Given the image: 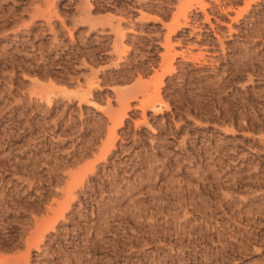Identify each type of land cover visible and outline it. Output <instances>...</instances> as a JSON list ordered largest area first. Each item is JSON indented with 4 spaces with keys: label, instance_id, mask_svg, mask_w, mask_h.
<instances>
[{
    "label": "rangeland",
    "instance_id": "1",
    "mask_svg": "<svg viewBox=\"0 0 264 264\" xmlns=\"http://www.w3.org/2000/svg\"><path fill=\"white\" fill-rule=\"evenodd\" d=\"M187 1L0 0L3 264H264V0H206L204 11L194 2L190 25L171 39L174 70L162 73L172 57H162L166 28L140 17L171 23ZM88 10L128 17L121 24L135 31L120 58L112 33L58 58L50 27L70 45L66 27L81 40ZM35 65L39 75L22 69ZM160 81L161 108L141 109ZM109 108L126 115L113 151L98 161ZM92 162L63 216L54 213L69 173ZM45 217L57 221L39 228V249L28 251Z\"/></svg>",
    "mask_w": 264,
    "mask_h": 264
},
{
    "label": "bare ground",
    "instance_id": "2",
    "mask_svg": "<svg viewBox=\"0 0 264 264\" xmlns=\"http://www.w3.org/2000/svg\"><path fill=\"white\" fill-rule=\"evenodd\" d=\"M187 2H189V4H187V6L185 5L182 9H181V12L180 13H178L177 14V16L175 17V19L174 20H172V22L171 23H167V24H165V22L163 21V16H159V15H155V16H148V15H142L140 18H144V19H147V20H151L152 22H159V23H161V25L162 26H164L165 28H166V32L164 33V40H163V42H162V45L164 46V49H165V51H164V53H162V57L163 58H167L168 56H172V57H170V59H169V62L167 63V65L164 67V68H162L161 70L163 71L162 73H166V72H171L172 73V71L174 70V66H173V62H171L172 60H174V58H175V54H178V52L176 53H173V54H171V49H173V48H175V47H173V43H172V37H173V34H175L176 32H177V30H179V29H181V28H183V27H186V26H189L190 25V19L188 18L189 17V15H187V9H188V7L189 6H191L194 2H196L197 4L196 5H198V7L202 10V11H204L205 10V8H206V6L207 5H209V3H207V1L206 0H188ZM195 4V3H194ZM230 5V4H229ZM192 7V6H191ZM88 8H90V6H88ZM87 8V9H88ZM228 8V7H227ZM228 10V9H227ZM86 11V10H85ZM230 11V10H229ZM91 12H90V10H88L85 14L86 15H84V17H82V18H80L79 19V21L78 22H80V23H85V24H88L87 26H88V29L85 31V33L84 34H82L81 33V31H79L83 36H82V39L81 40H75V37H74V33H73V31L70 29V27L68 28V27H66V30H67V32L69 33L68 34V36L70 37V41H71V44L70 45H68V43H62L61 41H59V40H57V33H56V30H55V27L53 28L52 26L50 27V29H51V31L53 32V34H54V42L53 43H55L53 46H51L53 49L55 48V52L57 53V55H58V58H61V55L62 54H65V53H71L70 54V56L72 57V56H76L75 54H77V52L79 51V52H81L80 50H78L79 48H81L82 46H87V45H93V44H95V43H97V44H101V45H103L105 42H103L106 38H110V35H111V33L113 34V36H112V39H111V42H112V45H113V51L116 53V55L117 56H115V57H117V58H120L121 56H120V54H119V52H122V51H125L124 50V48H125V43H123V41H124V39H125V37L127 36V31H129V32H134L135 31V28L133 27V26H129V27H123L122 26V24H121V21L122 20H124L125 18H127L128 19V17L126 16H124V15H119V16H111V17H107V18H100V17H91L90 15L92 14H90ZM129 16V15H128ZM132 16V15H131ZM130 16V17H131ZM129 17V18H130ZM193 17V16H192ZM60 18V17H59ZM77 19V18H76ZM144 19H143V21H144ZM46 21V20H45ZM77 21V20H76ZM48 23H49V21H48ZM62 23H63V21H62ZM47 24V23H46ZM63 25H64V23H63ZM130 25V24H129ZM65 26V25H64ZM154 26H155V24H154ZM65 28V27H64ZM99 28V29H98ZM127 28V29H126ZM61 29V28H60ZM42 30V29H41ZM59 30V29H58ZM96 31L97 30V35H95L94 36V38H93V36L90 34L92 31ZM50 31V32H51ZM154 35V34H153ZM157 35V34H156ZM92 36V37H91ZM52 38H53V36H52ZM56 40V41H55ZM107 40V39H106ZM110 40V39H109ZM52 41V40H51ZM108 41V40H107ZM178 41V40H177ZM107 43V42H106ZM38 44V43H37ZM52 44V43H51ZM62 44L64 45L63 47H67V49H69L70 47H71V49H73V51H71L70 50V52L69 51H65V52H62L63 51V49H66V48H63L62 47ZM77 46H76V45ZM111 44V43H110ZM75 45V46H74ZM100 45V46H101ZM39 46V45H38ZM99 46V47H100ZM37 47V46H36ZM63 48V49H61L60 51L61 52H58V49L59 48ZM40 49V52L43 50H41V46L39 47ZM52 48H50V49H52ZM91 48H93V46L91 47ZM49 49V50H50ZM36 50V49H35ZM92 50V49H91ZM90 50V51H91ZM104 50V49H103ZM87 51V50H86ZM93 51V50H92ZM112 51V53H114ZM87 52H89V51H87ZM111 52V51H110ZM93 53V52H92ZM180 53V52H179ZM88 54V53H87ZM181 54V53H180ZM12 55V54H11ZM22 55V54H21ZM26 55V54H25ZM57 55H56V58H57ZM63 56V55H62ZM182 56H184V53L182 54ZM189 56V55H188ZM191 56V55H190ZM26 57V56H25ZM66 57H68V56H66ZM192 57V56H191ZM24 58V57H23ZM41 58V57H40ZM50 58H52V57H50ZM54 58V57H53ZM184 58H185V56H184ZM190 58V57H189ZM196 58H198V57H196ZM195 58V59H196ZM12 59V58H11ZM17 59V58H16ZM33 59V58H32ZM187 59H188V57H187ZM8 60V59H7ZM38 60V59H37ZM40 60V59H39ZM43 60V59H42ZM50 60V59H49ZM54 60V59H53ZM59 60V59H58ZM191 60V59H190ZM19 61V60H18ZM112 61V60H111ZM14 62V61H13ZM19 62H21V60L19 61ZM23 62V61H22ZM81 62V61H80ZM10 63H11V61H10ZM18 63V62H17ZM51 63V62H50ZM81 63H84V65H88V63L90 64V63H93V59H91L90 60V62H85L84 60L81 62ZM113 63V65H115V66H118V64L120 63V62H118V61H114V62H112ZM194 63V62H193ZM35 64V63H34ZM52 64V63H51ZM13 65V64H12ZM11 65V66H12ZM19 65V64H18ZM25 65V64H24ZM41 65H43V64H41ZM45 65V64H44ZM50 65V64H49ZM83 65V64H82ZM83 65V66H84ZM91 65V64H90ZM27 66V65H26ZM26 66H22L23 68V70H26V71H32L33 73L35 72V73H37V70H39V68H40V65L39 66H37V65H35V66H33V68H32V66L31 67H29V68H27ZM30 66V65H29ZM47 66V65H46ZM48 68H50L49 66H48ZM91 68H93L92 66H91ZM94 69V68H93ZM42 70H43V68H42ZM97 70V69H96ZM45 71V70H44ZM98 71V70H97ZM31 72V73H32ZM39 72V71H38ZM41 73L40 74H42V75H44L43 73H42V71H40ZM45 72H47L48 74H54V73H56L55 71H50V70H46ZM44 72V73H45ZM58 72V71H57ZM94 72H96L95 70L93 71V73ZM34 73V74H35ZM26 74H27V72H26ZM29 74H30V72H29ZM38 74V73H37ZM46 74V73H45ZM95 74V73H94ZM33 75V74H32ZM39 75V74H38ZM37 75V76H38ZM41 75V76H42ZM31 76V75H30ZM44 76H46V75H44ZM96 76V75H95ZM48 77V76H47ZM50 77V76H49ZM55 77H57L56 75H55ZM97 77V76H96ZM52 78V77H51ZM98 78V77H97ZM37 80V79H36ZM52 80H54L53 78H52ZM34 81H35V78H34ZM32 82L33 83V86H34V88L36 89V88H38L40 85V83H38V82ZM55 81V80H54ZM90 85H92V83H94L93 82V80L92 79H90ZM161 83V81L158 83V85H157V88H156V90L155 91H153L151 94H147V96H145L142 100H141V106H140V104H139V106L140 107H143V108H141V109H144L145 110V108H146V106H149L150 107V109H153L154 111L155 110H159L160 108H161V104H159V103H157V100H160L159 99V94H158V90H159V84ZM96 87H98L99 88V84L97 83L96 85H95ZM87 88H89V87H87ZM95 88V87H94ZM92 90V89H91ZM125 89H117V95H116V98H117V96H118V101H119V104H118V108H128V106H130L129 105V101H128V97H124L126 94L124 93V92H126V91H124ZM90 92V91H89ZM146 92V91H145ZM44 93V92H43ZM42 93V94H43ZM53 93V92H52ZM32 94H35V96L36 95H38V98L39 99H41V100H44L45 102H47L48 104H50L51 103V97H50V95H48V94H46V95H42V94H38L37 93V91L36 90H33L32 91ZM125 94V95H124ZM93 95V94H92ZM55 97V96H54ZM59 97V96H58ZM76 97V96H75ZM127 98V99H125L124 100V98ZM34 98V97H33ZM64 98V97H63ZM92 99H90L89 100V103L90 104H92V105H94V104H96V102H95V100H93V97H91ZM130 98H132V97H130ZM38 99V100H39ZM71 100H73V99H71ZM80 101L82 100V99H79ZM5 101V100H4ZM70 101V100H69ZM88 103V104H89ZM1 106V105H0ZM111 107V106H110ZM112 108V107H111ZM118 108H114V110H112V109H110L109 108V111L107 112V117H109L108 119H110V121H112V123H113V125H112V128H111V130L109 131V133H108V135H107V137H106V139L102 142V147L100 148V150H101V154H100V156L97 158V160L99 161V160H106V158L108 157V154H110L112 151H113V148L115 147V140H116V138H117V131H116V128L119 126V125H121V124H123V122H124V116L126 115V111H124V112H121L120 113V110L121 109H118ZM126 108V109H127ZM117 110H119V112L117 111ZM124 110V109H123ZM143 111V110H142ZM104 112H105V110H104ZM119 114H118V113ZM143 113V112H142ZM145 118V117H144ZM139 120V119H138ZM138 121H136V123H137ZM111 123V124H112ZM109 130V129H108ZM119 136V135H118ZM96 160V161H97ZM96 166H97V163L96 162H92L90 165H88V167L87 168H85V170L83 171V172H71V173H69V180L67 181V183H66V186L65 187H63V191L62 192H64V194H65V200H63V201H59L58 202V206H57V208H55L56 206H54V209H53V211H54V213H56L57 211H59V212H57V213H59V215H62L63 216V213H64V211H62L63 210V208L65 207V206H67V205H69V202H70V200L73 198V196H74V190H75V188L76 187H78V186H80L81 184H83L82 182H83V178L86 176V174L89 172H93L94 170H95V168H96ZM64 196V195H63ZM54 202H56L55 200H54ZM52 203V202H51ZM62 205H64L63 207H62ZM48 207V206H47ZM62 207V208H61ZM50 208H52V204H51V206H50ZM50 211H52V210H50ZM62 212V213H61ZM50 213V212H49ZM47 217V216H46ZM45 217V218H46ZM52 217H53V215H52ZM57 217V216H56ZM55 217V218H56ZM44 218V219H45ZM49 218V217H48ZM59 218V217H58ZM43 219V220H44ZM47 219V218H46ZM47 220H49V219H47ZM42 221V220H41ZM45 221V220H44ZM50 221V223L47 221L46 223H47V225H46V227H45V225L44 226H41L40 227V223L39 224H37L36 225V229L34 230V233H33V237H31L27 242H29V244H28V247H27V250L29 251V249L30 248H32L31 247V245L32 246H35L36 245V247H37V249H39V241L42 239V237L41 236H39L38 237V235H39V232H41V231H39V228H42V229H44L43 231H46L45 229H48V228H51V227H53V225H54V223L57 221V219L56 220H54V221H52L51 222V219L49 220ZM39 222V221H38ZM37 222V223H38ZM46 223H44V224H46ZM49 223V224H48ZM41 225H43V224H41ZM35 235H37V237L35 238ZM27 246V245H26ZM26 249V248H25ZM25 257V259L24 260H26V256H27V254L25 255V254H23ZM4 260L5 259H3V260H1L0 261V264H3L4 263ZM21 260V259H20ZM23 260V261H24ZM3 261V262H2ZM6 262H10L8 259L7 260H5ZM5 262V263H6ZM18 262V261H17ZM24 262H26V261H24ZM12 264H15V263H13V262H11ZM11 263H8V264H11ZM7 264V263H6ZM18 264V263H17ZM25 264V263H24Z\"/></svg>",
    "mask_w": 264,
    "mask_h": 264
}]
</instances>
